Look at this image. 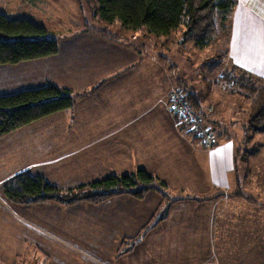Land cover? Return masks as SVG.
Segmentation results:
<instances>
[{
  "label": "crops",
  "instance_id": "obj_1",
  "mask_svg": "<svg viewBox=\"0 0 264 264\" xmlns=\"http://www.w3.org/2000/svg\"><path fill=\"white\" fill-rule=\"evenodd\" d=\"M80 30L78 37L57 38L56 55L0 65V95L53 83L74 96L71 109L0 138V186L31 173L66 189L143 169L164 181L169 193L180 194L169 203L180 199L172 209L176 214L178 208L185 210L182 220L174 226L167 214L149 225L147 219L161 211L156 192L142 200L122 195L99 205H16L0 191V243L9 244L8 250L0 249V261L25 255L42 262L48 256L49 264H179L176 256L183 248L177 238L184 234L203 238L207 250H222L228 243L223 247L227 213L210 208L237 186L235 145L221 138L205 148L170 111V94L181 88L169 70L174 63L167 66L164 56L145 55L116 35ZM215 37L228 70L241 68L264 83V0H237ZM188 91L198 96L192 85ZM209 111L214 108L202 113L205 125L216 122ZM255 207L254 213L260 211ZM236 215L235 250L245 252L238 264H264V224L252 221L251 213L250 220L245 212ZM216 218L217 225L209 222ZM140 234L145 237L136 239Z\"/></svg>",
  "mask_w": 264,
  "mask_h": 264
},
{
  "label": "rangeland",
  "instance_id": "obj_2",
  "mask_svg": "<svg viewBox=\"0 0 264 264\" xmlns=\"http://www.w3.org/2000/svg\"><path fill=\"white\" fill-rule=\"evenodd\" d=\"M97 8L98 3L90 2L89 0H0V13H4L12 19H29L45 26L48 30L47 37L56 39H60L63 35H71L70 37L72 38L78 37L82 33L80 29H83L86 23L90 28L104 29L109 35H116L122 41L132 44L145 55L164 56L163 60H166L165 63L169 62L167 66L174 63L172 69H169L170 73L175 78L176 84L183 90L188 91L189 85L194 87L202 105L199 113H204L203 111L207 108H214V111H209V113L212 116L214 115L216 122H208L206 124L213 130V140L215 142L216 139L220 140L222 138L221 141H230L235 145L236 174H238L236 188L228 192L220 200L214 201L213 206L210 208L213 212L227 213L226 219H222H225L228 224L225 228L227 234L225 236L222 235L224 239L222 240L223 247L224 242L228 243L225 244L222 250H219V248L216 250L212 249V246H209L210 249L207 250V243L202 242L203 238L202 240L200 237H195L194 239V236L184 234L177 238L178 245L180 244L183 249L178 250L176 260L179 264H238L245 252L235 250L236 247L239 248V244L237 246L234 244L235 234L240 229L237 212L240 215L245 212L247 220H250L249 214L251 213L252 221L256 220L259 226L264 224V214L261 213L264 212V132L254 133L248 128L251 108L250 100L238 94L230 93L225 87L228 82L222 76L226 73L230 64L221 57L222 52L218 50L219 45H217L216 33L211 36L207 45L201 46L198 42V34H188L186 33L187 29L184 27L173 30L168 35L161 36L149 33L146 28L132 31L120 22L107 23L103 21L96 12ZM221 27L222 23H219L217 33ZM85 45L90 47L89 43ZM176 78H179V80ZM207 121L211 120L208 119ZM219 135L222 137L220 138ZM203 146L207 149L211 148L207 145ZM165 191L166 195H162L157 191L150 192L160 194L162 200L159 214H154L150 219H147L150 226L160 221L161 218H163L161 220H164L167 214L171 216L169 224L173 223L175 226L182 220L179 214L185 210L180 211L181 209L178 208L176 210L180 213L176 214L175 209H172V206L180 199L169 203V199L180 194L169 193L167 187ZM234 196L241 198L243 201L233 198ZM223 199L226 200V204L222 203ZM79 203H83V201ZM84 203L90 204L88 202ZM248 205L250 208H247ZM255 206L261 207L260 211L257 209V212L254 213ZM186 210L196 212L203 210V208L200 207L197 210L188 208ZM254 214L258 218H255ZM252 221H249V223ZM209 222H214L217 225L218 220L217 218L210 219ZM219 222L222 221L220 220ZM164 236L175 238L172 234ZM6 237L8 235L3 234V238ZM144 237L143 234H140L136 239L139 238L141 240ZM2 247L8 250L9 244L0 243V249ZM2 252L0 250V254ZM46 257L50 260L48 256ZM41 259L39 257L38 260H30L25 255H22L15 261L7 259L0 261V264H49L47 262L48 259L43 262ZM67 262L69 261L67 260Z\"/></svg>",
  "mask_w": 264,
  "mask_h": 264
},
{
  "label": "trees",
  "instance_id": "obj_3",
  "mask_svg": "<svg viewBox=\"0 0 264 264\" xmlns=\"http://www.w3.org/2000/svg\"><path fill=\"white\" fill-rule=\"evenodd\" d=\"M89 1L98 3L96 12L107 23L120 22L132 31L146 28L149 33L158 36L168 35L184 27L186 33L198 34L201 46L209 43L219 23L223 24L237 5V0ZM84 26L92 29L86 23ZM47 31L45 26L32 20L12 19L0 13V65L56 55L59 51L58 40L47 37ZM99 32L109 34L104 29ZM222 77L227 80L225 87L230 93L250 100L249 130L254 133L264 132V83L241 68L227 70ZM187 97L193 109L199 113L198 96L187 91ZM73 105V92L53 83L0 95V138L33 121L69 110ZM199 114L203 118V114ZM166 187L164 181L139 169L130 174L110 175L67 189L50 183L43 176L21 173L3 183L0 191L10 203L16 205L50 201L64 205L83 201L96 205L123 194L136 199H143L151 191L166 195Z\"/></svg>",
  "mask_w": 264,
  "mask_h": 264
},
{
  "label": "built area",
  "instance_id": "obj_4",
  "mask_svg": "<svg viewBox=\"0 0 264 264\" xmlns=\"http://www.w3.org/2000/svg\"><path fill=\"white\" fill-rule=\"evenodd\" d=\"M168 107L177 118L189 125V131L195 139L211 148L216 145L213 130L205 125L203 118L193 109L183 89L176 88L171 92Z\"/></svg>",
  "mask_w": 264,
  "mask_h": 264
}]
</instances>
